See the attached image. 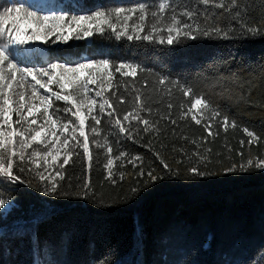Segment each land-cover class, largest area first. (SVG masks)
<instances>
[{
	"label": "trees",
	"instance_id": "16d2710c",
	"mask_svg": "<svg viewBox=\"0 0 264 264\" xmlns=\"http://www.w3.org/2000/svg\"><path fill=\"white\" fill-rule=\"evenodd\" d=\"M159 2L164 0H64V8L91 15L139 5L151 11ZM262 7L255 0V8H249L253 20L264 16ZM210 11L224 14L221 27L231 23L229 38L200 36L168 45L117 40L105 31L91 43L72 40L59 48L45 43L49 55L61 62L98 54L110 62L111 70L119 63L139 66L135 78L114 73L113 85L126 99L116 108L121 116L131 109L135 85L152 109L142 115L156 122V130L145 132L139 125L130 139L110 128L105 117L97 136L88 119L91 167L73 141L74 154L59 169L64 179L56 178L57 194L46 192L47 182L36 178L38 169L27 155L25 171L13 168L19 180L0 175V199L16 205L0 216V264H264V168L247 167L249 159H264V32L242 34L223 9ZM151 23L149 15L148 28ZM161 77L169 82L166 86L156 83ZM145 82L147 88L142 87ZM173 82L190 85L237 126L225 131L218 119L211 127L215 135L209 136L207 120L197 125L190 116L181 118L182 93L175 87L167 93ZM169 102L175 124L161 119L169 115ZM66 107L70 105L56 99L50 111L75 120L65 116ZM244 128L260 139L249 144ZM97 141L112 147L111 178L105 168L108 153ZM197 152L207 159L201 162ZM193 166L203 175L192 174ZM150 171L155 180L147 175Z\"/></svg>",
	"mask_w": 264,
	"mask_h": 264
},
{
	"label": "snow or ice",
	"instance_id": "6c2138e0",
	"mask_svg": "<svg viewBox=\"0 0 264 264\" xmlns=\"http://www.w3.org/2000/svg\"><path fill=\"white\" fill-rule=\"evenodd\" d=\"M264 6V0H260ZM203 6V7H200ZM255 8V0H248L245 4L242 0H180V2L157 3L150 11L145 5L131 8L117 7L112 11H96L91 15H38L29 11L23 6L8 8L0 15V39L6 41L0 44V175L7 177L11 181L19 180L13 172L16 167L20 171H25L27 150L31 149L27 159L34 163L37 169L43 167V171L35 173L36 178L41 182H47L46 192L50 195L57 194L59 182L64 179L62 171L73 156L70 149L71 142H75L73 147L83 149V155L87 158L88 168L91 167L92 153L89 147V137L86 133V122L90 118L93 126L90 131L95 135H101L98 128L102 120L106 117L110 128L118 129L121 135L132 138L133 131L143 125V131L156 130V122L150 121L143 113L151 114L152 109L146 107L141 91L131 89L132 107L122 116L116 108V103L123 105L126 103L125 96L119 94V89L113 85L114 73H119L123 77L135 78L141 70L139 66L132 63H119L113 70L108 60L88 61L79 63L76 66H66L61 63L51 64L50 69H37L32 67H22L15 62L9 54V46H23L36 41L47 43L52 36L67 42L75 33V38L82 39L90 37L94 32L103 34L106 30L111 31L117 40L126 38L131 41L144 40L148 42H158L160 44H178L183 39L195 40L200 36L211 37L213 35L229 38L233 31L231 23L227 27L220 26V19L223 13L217 14L210 11L211 8L223 9L227 13L229 21H235L239 25V31L252 35L264 32V16L258 20L248 14L249 8ZM264 11V7L261 9ZM152 18L151 27L148 28V17ZM249 20H253L249 23ZM132 22L131 25L129 22ZM146 28L148 30L146 31ZM67 30L68 35L64 32ZM103 72L98 76L97 73ZM47 77V81L43 78ZM56 81L59 84L60 92H55L57 100L66 102L70 107L63 109L65 116L75 117V120L65 119L57 122L50 112L51 97L42 94L36 87L44 89L45 93L51 92L49 85ZM34 82V83H33ZM127 85V81H124ZM156 83L159 86H166L169 82L166 78H158ZM92 86V87H90ZM147 88V82L142 86ZM177 88L184 98L180 104L181 118L189 116L197 125L207 120L205 129L209 136L215 135L211 131L212 123L219 119L220 126L227 131L228 127L235 128V121H229L227 115H223L219 108L214 107L205 96L196 94L193 88L187 84L173 82L167 88V93L171 94V88ZM30 91V95L27 93ZM125 91H129L127 86ZM111 92V96L105 93ZM34 101H39L35 103ZM115 101V102H114ZM187 105V106H186ZM41 108L43 112L41 113ZM173 104L167 103L169 115L162 116L161 119H171V109ZM15 113L17 119L13 121L12 114ZM45 119L41 121L40 116ZM31 117V119H29ZM78 122V126H77ZM135 122V124L133 123ZM35 125L36 127H33ZM71 132V135H63ZM243 131L250 138L248 143L252 144L260 138L248 128ZM79 133V136L76 133ZM63 137V138H62ZM80 137H83L81 142ZM97 147H105L109 158L105 164L108 170V178L112 176L114 159L111 158L112 147L95 142ZM195 143V141H193ZM244 142L241 141V144ZM41 145V149L33 148V145ZM63 150V159L61 155ZM210 152L211 150L208 149ZM121 156L125 153H121ZM203 162L206 156L199 152L194 153ZM32 157L40 158L44 164L32 160ZM49 157L51 161L49 162ZM18 158L19 163L14 160ZM116 157L115 159H119ZM136 159H139L137 157ZM53 166H56L53 168ZM255 166L264 168V159H252L247 161V167ZM167 168L168 165L164 164ZM53 168L52 172L48 169ZM246 166L241 165L245 170ZM29 172L31 168H27ZM235 170L234 168L229 169ZM189 171L194 175H203L198 168L193 166ZM47 173V175H45ZM141 175H144L141 172ZM147 175L155 180L156 177L150 171ZM24 182V181H20ZM88 184L84 185V194L87 195ZM5 200L0 199V208L5 206Z\"/></svg>",
	"mask_w": 264,
	"mask_h": 264
},
{
	"label": "rangeland",
	"instance_id": "374dc122",
	"mask_svg": "<svg viewBox=\"0 0 264 264\" xmlns=\"http://www.w3.org/2000/svg\"><path fill=\"white\" fill-rule=\"evenodd\" d=\"M4 4L3 7L2 4ZM17 6H23L24 8L28 9L29 11L36 12L38 15H65V16H72V15H77L74 12L69 13L67 9L64 8V0H0V15H2L8 8L12 7H17ZM79 16V15H77ZM131 25V22H129ZM108 31V30H106ZM112 33V32H111ZM65 35H68L67 30L64 32ZM100 34L97 32H94V34L90 37H85L82 39H77L75 38V33L72 35L70 39L67 40V42L63 41L62 39H57V36H52L49 40L48 43L53 46V48H59L62 47L63 45L65 46L67 43L70 41H87L88 43H91L94 41V35ZM3 39H0V44L5 43ZM9 54L12 56L15 60L16 63H18L22 67H32V68H43V69H50L51 64L53 63H61L65 64L66 66H76L79 63H85L88 61H99V60H106L101 58L98 54L96 55H80L78 54V57L72 58V62H61L60 60L54 58V56L51 57L49 55V51H47V47L44 42L42 41H36L34 43H30L28 45H23V46H9ZM111 70V69H110ZM98 76L103 75V72L97 73ZM45 81H47V77L43 78ZM34 83V82H33ZM39 91L44 94L48 95L51 97V105L52 103L56 100L55 95L53 93L55 92H60L59 84L56 83V81H53L51 85H49L50 89L52 90L51 92L45 93L44 89H40L39 85L36 86ZM92 87V86H90ZM27 95H30V91L27 93ZM35 103H39V101H34ZM51 108V107H50ZM50 114L57 119V122L59 124L60 121L64 119H69V118H64V117H55L52 112L50 111ZM41 113L43 112V109L41 108ZM12 119H17L15 113L12 114ZM31 119V117L29 118ZM41 121L45 119L43 115L40 116ZM75 119V118H74ZM90 119V118H89ZM78 126V122H77ZM33 127H36L33 125ZM63 135H71V132L69 131L68 133H64ZM77 136H79V133H76ZM63 138V137H62ZM72 142L70 144V149ZM33 148L36 149H41V145H33ZM62 155H61V162L63 159V150ZM31 149L27 150L26 155L30 154ZM32 160L40 163L41 165L44 164V161L40 158L32 157ZM51 161V157H49V162ZM34 166L35 164L32 163ZM56 166H53L55 168ZM53 168H49L48 171L52 172ZM59 170V169H58ZM38 171H43V167L38 169ZM47 175V173H45ZM57 178V177H56ZM5 206L3 208H0V216L2 218L6 217L7 214L16 206L14 202L12 201H5Z\"/></svg>",
	"mask_w": 264,
	"mask_h": 264
}]
</instances>
